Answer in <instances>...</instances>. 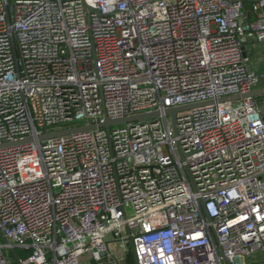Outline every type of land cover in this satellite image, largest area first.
Listing matches in <instances>:
<instances>
[{
	"label": "built area",
	"instance_id": "obj_1",
	"mask_svg": "<svg viewBox=\"0 0 264 264\" xmlns=\"http://www.w3.org/2000/svg\"><path fill=\"white\" fill-rule=\"evenodd\" d=\"M261 43L264 0H0V264H264Z\"/></svg>",
	"mask_w": 264,
	"mask_h": 264
},
{
	"label": "water",
	"instance_id": "obj_2",
	"mask_svg": "<svg viewBox=\"0 0 264 264\" xmlns=\"http://www.w3.org/2000/svg\"><path fill=\"white\" fill-rule=\"evenodd\" d=\"M257 1L258 0H245V2H249V3L257 2ZM260 97H264V89H259V90H256V91H254L250 94H246V95L223 98V99L219 100V103H221V104L235 103V102H238L240 100H245L248 98L255 99V98H260ZM213 105H215V102L210 101V102L195 104V105H191V106L169 109L165 113L167 116H169L171 118L174 130L177 132V116L179 113H185V112H188V111H191L194 109L209 107V106H213ZM261 112L264 114V107L261 108ZM158 116H160V113L157 112V113H151V114L138 115V116L124 118V119L115 120V121H112V120H109L108 118H106L105 122L102 124L92 125V126H84V127H79V128L69 129V130L58 131V132L51 133V134H45L40 138V140L56 139V138H60L62 136L69 135V134H75V133L91 131V130H96V129H101V128L109 130L110 128L115 127V126H122L125 124L136 123V122H144L146 120L153 119V118H156ZM29 142H32V139L19 141V142H15V143H5V144L0 145V149L14 147V146H18V145H21L24 143H29ZM181 157H182V153H181ZM206 216H207V213H206ZM207 218L209 219L208 216H207ZM126 241L129 243L130 251L133 255V259H134L135 264H138V261L136 258V253H135L134 239L129 238ZM119 242L120 241H115V242H111V243H119ZM13 256H14L16 263L21 264L17 254L15 252H13Z\"/></svg>",
	"mask_w": 264,
	"mask_h": 264
},
{
	"label": "crops",
	"instance_id": "obj_3",
	"mask_svg": "<svg viewBox=\"0 0 264 264\" xmlns=\"http://www.w3.org/2000/svg\"><path fill=\"white\" fill-rule=\"evenodd\" d=\"M247 50H248V55L251 58V62H250L251 67L259 74H264V43L251 44L247 48ZM261 88H264V83H262ZM258 100L261 102L264 100V98L260 97L258 98ZM129 251H130V247L127 250V253L125 255V261L123 262V264H127L126 260ZM81 264H96V263L90 258V256H86L82 259Z\"/></svg>",
	"mask_w": 264,
	"mask_h": 264
},
{
	"label": "trees",
	"instance_id": "obj_4",
	"mask_svg": "<svg viewBox=\"0 0 264 264\" xmlns=\"http://www.w3.org/2000/svg\"><path fill=\"white\" fill-rule=\"evenodd\" d=\"M17 256L19 259H23L27 257V254L22 253V252H17ZM127 264H135L134 259H133V255L132 253L129 251L128 255H127V260H126Z\"/></svg>",
	"mask_w": 264,
	"mask_h": 264
},
{
	"label": "rangeland",
	"instance_id": "obj_5",
	"mask_svg": "<svg viewBox=\"0 0 264 264\" xmlns=\"http://www.w3.org/2000/svg\"><path fill=\"white\" fill-rule=\"evenodd\" d=\"M0 240H1V238H0ZM11 254V253H10ZM13 255V254H12ZM120 256L123 258L124 257V254L122 253V254H120ZM14 257V256H13ZM258 260H259V262L261 261V260H263V258H262V256L259 254L258 256Z\"/></svg>",
	"mask_w": 264,
	"mask_h": 264
}]
</instances>
